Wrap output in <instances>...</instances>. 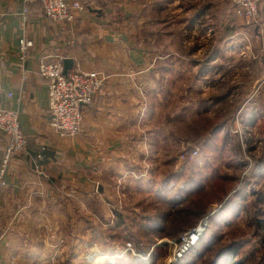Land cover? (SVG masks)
<instances>
[{
    "label": "rangeland",
    "instance_id": "374dc122",
    "mask_svg": "<svg viewBox=\"0 0 264 264\" xmlns=\"http://www.w3.org/2000/svg\"><path fill=\"white\" fill-rule=\"evenodd\" d=\"M163 1L146 41L159 67L175 68L136 89L127 151L97 172L84 216L60 233L64 264H264V30L232 19L228 4L224 58L211 64L221 45L207 35L225 1ZM203 9L214 18L200 27Z\"/></svg>",
    "mask_w": 264,
    "mask_h": 264
},
{
    "label": "crops",
    "instance_id": "0c3cea01",
    "mask_svg": "<svg viewBox=\"0 0 264 264\" xmlns=\"http://www.w3.org/2000/svg\"><path fill=\"white\" fill-rule=\"evenodd\" d=\"M68 1H79L85 11L61 33L39 3L28 7L24 20L22 0H0V109L17 112L28 143L26 152L11 158L0 186V264L70 261L66 236L62 240L60 233L67 229L68 217L84 216L87 189L98 181L97 172L127 151L120 140L131 134L126 121L133 117L136 89L144 87L149 76L156 79L161 73L164 78L162 73L175 68L159 67L160 58L150 54L146 41L152 26L163 23L153 19L154 12L163 13V0ZM224 1V18L216 23L213 36L207 35L215 38V46L228 42L224 33L229 3ZM200 2L192 0V5ZM173 4L180 5L179 0ZM213 18L211 10L203 9L192 20L201 27ZM253 24L260 35L264 0ZM22 37L33 43L24 61L18 53ZM221 46L212 51L211 64L224 58ZM64 60L72 62L71 71H98L106 77L95 103L84 109L82 132L74 138L59 137L49 126L47 81L37 73L42 62ZM5 145L0 134V163ZM107 260L97 264H109Z\"/></svg>",
    "mask_w": 264,
    "mask_h": 264
},
{
    "label": "built area",
    "instance_id": "2783aa9c",
    "mask_svg": "<svg viewBox=\"0 0 264 264\" xmlns=\"http://www.w3.org/2000/svg\"><path fill=\"white\" fill-rule=\"evenodd\" d=\"M227 1L230 5L232 19H243L253 23L258 15L259 4L263 0ZM22 2L24 20L28 7L39 3L44 16L56 25L61 33H66L77 16L85 11L84 5L79 1L22 0ZM32 46L31 40L24 37L19 39L18 53L21 61L27 58ZM37 73L47 81L49 126L59 137H76L82 132L83 111L95 103L97 96L103 90L106 77L98 71L70 70L64 74V66L60 61L40 63ZM0 134L6 140L0 163V186H4L3 177L11 158L28 149V143L19 125L16 111L0 109ZM199 236L196 237V241Z\"/></svg>",
    "mask_w": 264,
    "mask_h": 264
},
{
    "label": "bare ground",
    "instance_id": "6f19581e",
    "mask_svg": "<svg viewBox=\"0 0 264 264\" xmlns=\"http://www.w3.org/2000/svg\"><path fill=\"white\" fill-rule=\"evenodd\" d=\"M196 230L185 235L186 237L183 238V244H184L183 248H185V249L190 248V246L193 245L194 241L196 240V237L201 235V230L198 232H195ZM193 232H195V233H193Z\"/></svg>",
    "mask_w": 264,
    "mask_h": 264
},
{
    "label": "water",
    "instance_id": "95a60500",
    "mask_svg": "<svg viewBox=\"0 0 264 264\" xmlns=\"http://www.w3.org/2000/svg\"><path fill=\"white\" fill-rule=\"evenodd\" d=\"M63 66H64V74H67V72L70 71L72 68V62L70 60H64Z\"/></svg>",
    "mask_w": 264,
    "mask_h": 264
},
{
    "label": "trees",
    "instance_id": "16d2710c",
    "mask_svg": "<svg viewBox=\"0 0 264 264\" xmlns=\"http://www.w3.org/2000/svg\"><path fill=\"white\" fill-rule=\"evenodd\" d=\"M261 228L264 229V226H262Z\"/></svg>",
    "mask_w": 264,
    "mask_h": 264
}]
</instances>
